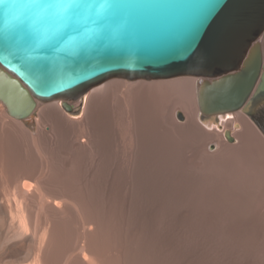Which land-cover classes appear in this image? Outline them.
I'll return each mask as SVG.
<instances>
[{"label": "water", "instance_id": "95a60500", "mask_svg": "<svg viewBox=\"0 0 264 264\" xmlns=\"http://www.w3.org/2000/svg\"><path fill=\"white\" fill-rule=\"evenodd\" d=\"M263 34L264 0H0V100L25 119L36 99L71 112L111 78L186 76L200 119L253 118L264 106Z\"/></svg>", "mask_w": 264, "mask_h": 264}, {"label": "bare ground", "instance_id": "6f19581e", "mask_svg": "<svg viewBox=\"0 0 264 264\" xmlns=\"http://www.w3.org/2000/svg\"><path fill=\"white\" fill-rule=\"evenodd\" d=\"M260 47L264 62V34ZM144 86L173 90L189 86L192 95L196 94L193 77L151 82L112 78L92 87L81 101L69 102L72 111L83 104L82 115L76 119L65 114L60 98L36 99L33 112L25 119L9 115L0 100V264L10 263L14 250L24 247L27 251L24 249L26 255L20 264H38V253L47 250L59 258L68 253L69 264L161 263L141 233L128 237L126 221L124 226L122 220L114 218L111 203L103 199L105 187L99 182L113 173V167L119 166L118 172L123 170V175L125 169L130 170L129 179L137 190L147 188L142 182L139 155L131 152L127 159L117 160L108 149L103 123L98 125L101 105L114 90L123 95L124 101L130 95L138 98L137 91ZM134 108L138 109L136 104ZM242 114L245 115L238 111L217 120H202L196 109L191 124L210 129L207 135L216 140V150L211 156L217 157L216 163L228 167L233 159H242L256 164L264 184V142L252 117L250 122ZM217 122L223 126L225 137L228 134L232 138V141L226 138L229 142L238 141L236 145L223 146L224 134L216 132L220 128ZM67 123L70 126L66 128ZM128 128L129 124L127 134ZM71 136L79 139V147L67 154L66 138ZM135 137L137 132L131 127L128 139L124 137L130 151ZM255 149L258 152L253 154ZM247 151L251 152V160L245 156ZM99 186H103L100 191Z\"/></svg>", "mask_w": 264, "mask_h": 264}, {"label": "rangeland", "instance_id": "374dc122", "mask_svg": "<svg viewBox=\"0 0 264 264\" xmlns=\"http://www.w3.org/2000/svg\"><path fill=\"white\" fill-rule=\"evenodd\" d=\"M189 89L144 86L137 91L138 98L130 95L123 101V95L114 90L105 99L98 125L103 123L108 149L119 161L131 152L138 154L147 188L137 190L129 179L130 170L125 169L123 175L115 166L116 173L113 167V173L99 181L105 187L103 199L111 203L114 218L122 220L124 226L126 223L128 237L141 233L160 264H264V184L260 169L242 159H233L228 167L215 162L217 157L211 156L216 140L207 135L210 129L191 124L198 108L196 94L193 96ZM82 108L83 104L72 112L64 111L76 119L81 117ZM178 112L184 118L180 119ZM217 123L220 128L216 132L224 134L223 146L236 145L238 141L229 142L223 126ZM254 125L264 142V131ZM69 126L67 123L66 128ZM131 127L137 137L130 151L124 137L128 139ZM66 140L65 152L73 153L79 139L71 136ZM257 152L253 150V154ZM245 156L252 158L249 151ZM18 249L6 264L21 263L27 249ZM69 261L68 253L59 258L51 250L36 257L38 264Z\"/></svg>", "mask_w": 264, "mask_h": 264}, {"label": "flooded vegetation", "instance_id": "af4514ba", "mask_svg": "<svg viewBox=\"0 0 264 264\" xmlns=\"http://www.w3.org/2000/svg\"><path fill=\"white\" fill-rule=\"evenodd\" d=\"M253 121L255 124L264 131V106L260 107L258 111L253 115Z\"/></svg>", "mask_w": 264, "mask_h": 264}, {"label": "snow or ice", "instance_id": "6c2138e0", "mask_svg": "<svg viewBox=\"0 0 264 264\" xmlns=\"http://www.w3.org/2000/svg\"><path fill=\"white\" fill-rule=\"evenodd\" d=\"M79 8H80L79 6H76L75 3H73V6L70 7L68 12H67L66 19L74 20L79 15ZM92 19H93V22L95 23L98 18L92 17Z\"/></svg>", "mask_w": 264, "mask_h": 264}]
</instances>
